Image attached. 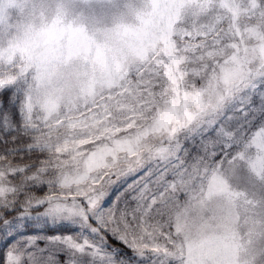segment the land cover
Returning a JSON list of instances; mask_svg holds the SVG:
<instances>
[{"label": "snow or ice", "instance_id": "snow-or-ice-1", "mask_svg": "<svg viewBox=\"0 0 264 264\" xmlns=\"http://www.w3.org/2000/svg\"><path fill=\"white\" fill-rule=\"evenodd\" d=\"M0 264H264V0H0Z\"/></svg>", "mask_w": 264, "mask_h": 264}, {"label": "rangeland", "instance_id": "rangeland-1", "mask_svg": "<svg viewBox=\"0 0 264 264\" xmlns=\"http://www.w3.org/2000/svg\"><path fill=\"white\" fill-rule=\"evenodd\" d=\"M42 227L41 225H29L27 228H21V233H31L33 229ZM112 243L116 246H119L116 241H112Z\"/></svg>", "mask_w": 264, "mask_h": 264}, {"label": "trees", "instance_id": "trees-1", "mask_svg": "<svg viewBox=\"0 0 264 264\" xmlns=\"http://www.w3.org/2000/svg\"><path fill=\"white\" fill-rule=\"evenodd\" d=\"M9 219H11V217H9Z\"/></svg>", "mask_w": 264, "mask_h": 264}]
</instances>
